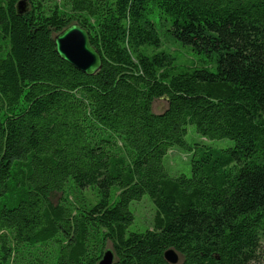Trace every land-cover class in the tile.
<instances>
[{
    "label": "trees",
    "instance_id": "1",
    "mask_svg": "<svg viewBox=\"0 0 264 264\" xmlns=\"http://www.w3.org/2000/svg\"><path fill=\"white\" fill-rule=\"evenodd\" d=\"M20 1L0 0V264H98L109 244L114 264H169V249L179 264L255 261L264 0H29L19 16ZM164 22L201 66L160 51ZM73 24L101 54L95 76L55 51ZM160 98L168 107L155 113ZM190 125L204 142L187 143ZM222 139L233 145L205 143ZM176 146L191 159L171 176ZM145 196L153 229L130 231Z\"/></svg>",
    "mask_w": 264,
    "mask_h": 264
},
{
    "label": "rangeland",
    "instance_id": "2",
    "mask_svg": "<svg viewBox=\"0 0 264 264\" xmlns=\"http://www.w3.org/2000/svg\"><path fill=\"white\" fill-rule=\"evenodd\" d=\"M54 4L53 1H51ZM59 3L60 0H57ZM165 23V22H164ZM157 25V23H156ZM162 27V28H160ZM168 24L165 23L163 25H157V30L161 40V49L160 51H164L165 53L171 54L172 57L177 59V63L179 66L192 67V66H201V56L191 52L189 49L183 48L180 45L176 44L171 37L168 35ZM157 51L148 50V53H154ZM168 107V101L165 98H160L154 101L153 110L155 113H162ZM186 141L188 144L193 145L197 142H204L205 139L202 138L197 132L195 126L190 125L188 127V134L186 136ZM206 144L217 148H225L228 146H232L233 142L229 139L222 140H206ZM191 159V153L189 150L185 149L181 146H176L170 152V154L165 159V167L168 173L171 176H177L180 172L184 170L187 162ZM95 190L91 188H87L84 190V195L88 198H91L94 201L95 198ZM131 210L135 214V222L130 227V231H139L144 232L146 230H152L155 220L156 211L154 205L150 201V199L145 196L139 202H134L131 205ZM109 249H113L112 245L109 244L107 246ZM182 261V257H180V262ZM250 264H264V242L260 248L259 255L255 261Z\"/></svg>",
    "mask_w": 264,
    "mask_h": 264
},
{
    "label": "water",
    "instance_id": "3",
    "mask_svg": "<svg viewBox=\"0 0 264 264\" xmlns=\"http://www.w3.org/2000/svg\"><path fill=\"white\" fill-rule=\"evenodd\" d=\"M29 0H21L17 4V14L25 15L30 11ZM55 51L59 58L84 73L95 76L103 66L99 51L92 45L89 31L79 24H73L54 37ZM169 264H179L180 254L169 249L164 254ZM116 255L113 249L107 248L98 264H114Z\"/></svg>",
    "mask_w": 264,
    "mask_h": 264
}]
</instances>
